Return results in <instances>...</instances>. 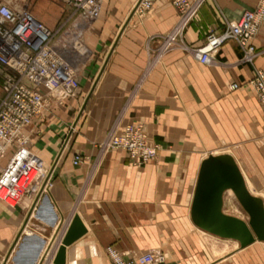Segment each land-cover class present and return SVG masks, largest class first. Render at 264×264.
Instances as JSON below:
<instances>
[{
    "label": "crops",
    "instance_id": "0c3cea01",
    "mask_svg": "<svg viewBox=\"0 0 264 264\" xmlns=\"http://www.w3.org/2000/svg\"><path fill=\"white\" fill-rule=\"evenodd\" d=\"M138 1L104 0L83 47L70 44L76 96L41 88L46 105L26 134L50 185L15 206L0 201V264L7 257L5 264H50L75 215L86 233L67 247L66 264H113L109 246L126 259L162 252L165 261L153 264H264V241L241 248L200 229L192 217L201 162L220 150L233 153L264 205V102L250 84L255 69L264 70V18L253 40L260 52L254 63L240 61L241 47L232 39L211 64L189 50L261 0L204 1L184 31L189 49L169 52L162 47L178 22L177 9L155 0L145 13H133ZM120 116L121 125H142L159 145L155 159L139 166L123 149L100 151Z\"/></svg>",
    "mask_w": 264,
    "mask_h": 264
},
{
    "label": "built area",
    "instance_id": "2783aa9c",
    "mask_svg": "<svg viewBox=\"0 0 264 264\" xmlns=\"http://www.w3.org/2000/svg\"><path fill=\"white\" fill-rule=\"evenodd\" d=\"M103 0H63L79 22L69 40L56 39L53 28L40 20L27 5L17 7L14 0H0V201L15 206L25 194L36 196L50 185L48 171L43 161L28 148L26 129L41 115L46 105V87L60 98L76 96L80 85L74 54L69 50L83 47L82 37L86 25L101 14ZM177 9L179 19L164 37L163 52L177 47L188 48L183 43L186 27L196 16L206 0H169ZM155 0H141L136 12L143 14ZM264 18V0L255 9L245 10L237 20L227 23L220 33L211 32L204 45L190 48L192 55L204 64L213 63L220 47L232 39L242 50L240 61L254 63L260 54L253 40ZM76 21V20H75ZM250 84L258 98L264 102V70L256 68ZM233 84L231 88L238 87ZM100 151L125 150L136 165L152 161L159 145L148 140L142 125H121V116L100 143ZM81 161L76 156L74 163ZM113 264H153L165 261L160 251H148L126 259L116 248L106 249Z\"/></svg>",
    "mask_w": 264,
    "mask_h": 264
},
{
    "label": "water",
    "instance_id": "95a60500",
    "mask_svg": "<svg viewBox=\"0 0 264 264\" xmlns=\"http://www.w3.org/2000/svg\"><path fill=\"white\" fill-rule=\"evenodd\" d=\"M140 1L133 13L136 12ZM229 189L234 192L248 215L247 220L223 212L224 195ZM192 217L200 229L223 238L234 239L241 248L256 240L264 241L263 202L250 192L239 165L228 153H211L201 162L192 204ZM85 233L86 227L80 217L75 215L50 264H66L67 247Z\"/></svg>",
    "mask_w": 264,
    "mask_h": 264
},
{
    "label": "rangeland",
    "instance_id": "374dc122",
    "mask_svg": "<svg viewBox=\"0 0 264 264\" xmlns=\"http://www.w3.org/2000/svg\"><path fill=\"white\" fill-rule=\"evenodd\" d=\"M103 2L104 0L102 1V6H103ZM23 5H27L30 8V10L40 20H42L50 28H53L54 31L56 32L55 38L58 40L59 39L69 40L71 38L70 36H71L72 31L75 30L72 24L79 22L76 16H72L71 14L72 11L65 5L63 0H22L21 6ZM91 24L92 23H88L86 27L88 28ZM222 153H228L234 158L233 153L229 149L227 151L220 150L216 154H222ZM234 160L238 164V161L235 158ZM3 161L4 160H1L0 164H2ZM247 183H248V189L253 195H255L256 192L253 190L252 185L249 182V180H247ZM229 200H232L233 202L232 206L234 208H231L229 204ZM226 209L230 215L240 214L242 215V217L240 216L238 217L244 220L248 219V215L243 210L242 206L240 205L233 191H229L228 195H226ZM230 242H231V247H234V245H237L233 241H230ZM214 249H217L216 246ZM10 264H12V262H10Z\"/></svg>",
    "mask_w": 264,
    "mask_h": 264
},
{
    "label": "bare ground",
    "instance_id": "6f19581e",
    "mask_svg": "<svg viewBox=\"0 0 264 264\" xmlns=\"http://www.w3.org/2000/svg\"><path fill=\"white\" fill-rule=\"evenodd\" d=\"M14 2H15V4L17 5V7H20L21 6V3H22V0H14ZM78 49H80V47L78 48ZM230 190V189H229ZM232 191V190H231ZM229 204H230V206H231V208H234L232 205H233V202H232V200H229ZM62 239V238H61ZM60 239V240H61ZM60 242V241H59ZM59 245V244H58ZM58 247V246H57ZM57 249V248H56ZM9 256V255H8ZM8 258V257H7ZM6 262H7V260H6Z\"/></svg>",
    "mask_w": 264,
    "mask_h": 264
}]
</instances>
